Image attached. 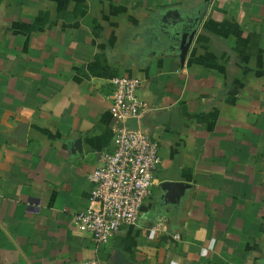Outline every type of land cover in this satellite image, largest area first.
I'll return each mask as SVG.
<instances>
[{
  "label": "crops",
  "instance_id": "0c3cea01",
  "mask_svg": "<svg viewBox=\"0 0 264 264\" xmlns=\"http://www.w3.org/2000/svg\"><path fill=\"white\" fill-rule=\"evenodd\" d=\"M122 74L161 162L137 223L97 245L72 218ZM90 258L264 264V0H0V264Z\"/></svg>",
  "mask_w": 264,
  "mask_h": 264
},
{
  "label": "built area",
  "instance_id": "2783aa9c",
  "mask_svg": "<svg viewBox=\"0 0 264 264\" xmlns=\"http://www.w3.org/2000/svg\"><path fill=\"white\" fill-rule=\"evenodd\" d=\"M109 109L117 124L113 148L100 154V164L87 174L92 190L87 206L73 215V227L97 245L109 242L124 227L137 223L157 184L160 146L144 127L148 109L140 97L137 77L122 74L111 80ZM81 264H102L90 258Z\"/></svg>",
  "mask_w": 264,
  "mask_h": 264
},
{
  "label": "water",
  "instance_id": "95a60500",
  "mask_svg": "<svg viewBox=\"0 0 264 264\" xmlns=\"http://www.w3.org/2000/svg\"><path fill=\"white\" fill-rule=\"evenodd\" d=\"M190 42L191 41L187 42L186 40H183V44H182V47H181V59H182V61H184V59H185V56H186L187 51H188V48L190 46ZM181 184L182 183L166 181V182H164L162 184V187L170 189L172 187H179V186H181Z\"/></svg>",
  "mask_w": 264,
  "mask_h": 264
}]
</instances>
